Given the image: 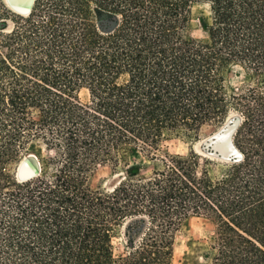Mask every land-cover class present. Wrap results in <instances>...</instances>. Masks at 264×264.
<instances>
[{
    "label": "trees",
    "instance_id": "obj_1",
    "mask_svg": "<svg viewBox=\"0 0 264 264\" xmlns=\"http://www.w3.org/2000/svg\"><path fill=\"white\" fill-rule=\"evenodd\" d=\"M198 4L204 43L185 36ZM236 68L256 84L232 88ZM263 85L264 0H0V264H175L191 218L220 228L181 264H264ZM234 113L242 159L197 152ZM30 154L40 172L20 181ZM101 165L126 174L112 191L93 186ZM129 220L145 229L116 256Z\"/></svg>",
    "mask_w": 264,
    "mask_h": 264
},
{
    "label": "rangeland",
    "instance_id": "obj_2",
    "mask_svg": "<svg viewBox=\"0 0 264 264\" xmlns=\"http://www.w3.org/2000/svg\"><path fill=\"white\" fill-rule=\"evenodd\" d=\"M7 4V0H4ZM8 5V4H7ZM9 7V6H8ZM10 8V7H9ZM12 10V9H11ZM13 11V10H12ZM15 12V11H13ZM211 11L208 4H198L193 8L191 15V23L188 30L185 33L187 39L196 42L204 43L207 41V34L205 32V25L210 21ZM11 24V22H9ZM255 85V81H249L245 77V73L242 69L236 68L232 75L230 76V86L234 89H242L249 85ZM264 88V85H263ZM80 99L83 103H88L90 101V95L87 90H82L80 93ZM236 116L232 114L230 118ZM229 118V119H230ZM228 121V120H227ZM226 121V122H227ZM223 127V126H222ZM222 127H205L203 128L200 139L201 141L212 137L215 135ZM201 141L195 144V150L205 157L206 154L202 153L199 149ZM219 147L224 146L223 141H218ZM191 144L182 140H172L164 144L163 151H169L170 153H181L187 154ZM43 153H46L44 149H41ZM159 155L163 152H159ZM27 157V156H26ZM25 157V158H26ZM211 158V157H210ZM213 159V158H212ZM132 164L139 166L138 170L141 175H148L154 163L147 160L144 155L139 154L136 157H132ZM19 168V167H18ZM17 168V171H18ZM17 174V172H16ZM124 172H114L110 166H98L95 172L93 186L94 188H102L107 191H112L116 184L125 176ZM219 222L217 220H208L206 218H191L187 225L176 235L175 243V264H181L186 254L190 250V244L192 241L198 244L207 243L213 236L219 232ZM145 229V224L139 220H129L120 230V234L114 239V247L116 256L122 255L127 252L128 241L134 240L139 242L143 231ZM197 261L195 260V263Z\"/></svg>",
    "mask_w": 264,
    "mask_h": 264
},
{
    "label": "water",
    "instance_id": "obj_3",
    "mask_svg": "<svg viewBox=\"0 0 264 264\" xmlns=\"http://www.w3.org/2000/svg\"><path fill=\"white\" fill-rule=\"evenodd\" d=\"M34 0H7V4L18 14H28L33 5ZM240 124V119L234 116L223 125V127L212 137L201 141L199 149L208 157L223 162H237L242 159L241 153L234 144V134ZM223 141L224 146L219 147L217 141ZM40 172V163L34 154L28 155L20 163L17 178L20 181L28 180Z\"/></svg>",
    "mask_w": 264,
    "mask_h": 264
},
{
    "label": "bare ground",
    "instance_id": "obj_4",
    "mask_svg": "<svg viewBox=\"0 0 264 264\" xmlns=\"http://www.w3.org/2000/svg\"><path fill=\"white\" fill-rule=\"evenodd\" d=\"M29 14V13H28ZM219 141H220V139H219ZM217 144H218V141H217ZM224 145V144H223ZM37 158V157H36Z\"/></svg>",
    "mask_w": 264,
    "mask_h": 264
}]
</instances>
